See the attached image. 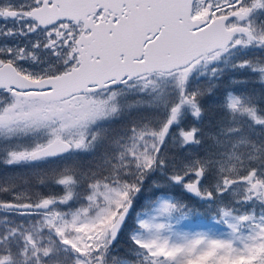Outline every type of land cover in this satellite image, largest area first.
Returning a JSON list of instances; mask_svg holds the SVG:
<instances>
[{"label": "snow or ice", "instance_id": "obj_1", "mask_svg": "<svg viewBox=\"0 0 264 264\" xmlns=\"http://www.w3.org/2000/svg\"><path fill=\"white\" fill-rule=\"evenodd\" d=\"M0 264H264V0H0Z\"/></svg>", "mask_w": 264, "mask_h": 264}]
</instances>
